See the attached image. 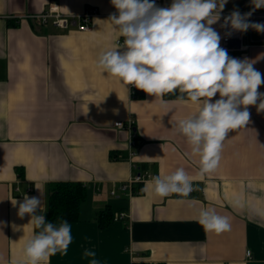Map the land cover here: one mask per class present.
Instances as JSON below:
<instances>
[{
	"label": "crops",
	"instance_id": "crops-1",
	"mask_svg": "<svg viewBox=\"0 0 264 264\" xmlns=\"http://www.w3.org/2000/svg\"><path fill=\"white\" fill-rule=\"evenodd\" d=\"M51 1L76 16L97 7L92 30L27 18ZM234 8L251 10V0H229L225 10ZM116 12L111 0H0V264H24L23 246L33 234L30 217L20 219L12 199L39 196V184L45 211L47 187L59 181L83 183L88 196L78 221L69 222L67 254L57 252L48 264H89L86 249L94 250L101 264H264V112L248 106L250 122L228 133L219 167L201 175L200 157L173 127L199 105L162 104L142 90L133 97L130 85L127 92L96 67L99 54L120 37L107 22ZM220 23L213 27L222 37ZM228 54L255 60L264 79V44ZM258 91L264 93V84ZM129 119L136 138L133 157L132 132L115 125ZM181 167L199 189L187 197L161 198L145 183ZM147 174L132 184L141 186V193L122 188ZM108 205L126 216L114 214L111 224L101 226L97 213ZM204 208L227 217L231 230L206 233L199 223ZM13 224L25 225L24 231L14 232Z\"/></svg>",
	"mask_w": 264,
	"mask_h": 264
},
{
	"label": "clouds",
	"instance_id": "clouds-1",
	"mask_svg": "<svg viewBox=\"0 0 264 264\" xmlns=\"http://www.w3.org/2000/svg\"><path fill=\"white\" fill-rule=\"evenodd\" d=\"M229 0H172L168 7H160L155 0H111L117 10L107 19L123 37V43L102 51L96 67L102 73L116 77L128 92V85L155 96L162 104H198L196 113L176 122L175 131L186 138L191 154L200 157L201 175L211 174L219 167L224 141L230 131L245 128L250 122L248 106L264 112V93L258 88L264 84L262 73L254 68L255 60L231 57L221 47V35L213 25L228 29L225 35L246 33L249 29L264 33V23L250 20L257 9L264 8V0H251L252 9L241 13L234 8L222 17ZM118 13V14H117ZM178 93V94H177ZM219 93V99L212 98ZM172 94L174 101L164 97ZM259 101V103H257ZM166 114V113H165ZM159 197L178 194L189 196L199 190L184 168L170 175H155L150 181ZM39 196L24 194L18 204L17 215L30 217L33 234L23 246L24 264H48L49 258L59 252L67 254L72 241L71 224L65 219L52 222L43 210V187L35 185ZM199 223L206 233L221 234L231 230L227 217L214 209L204 208ZM3 226V222H0ZM25 225H12L14 232L24 231ZM38 230V231H37ZM83 257L89 264H101L96 252L86 249ZM252 259V252H246ZM256 264V262H253Z\"/></svg>",
	"mask_w": 264,
	"mask_h": 264
},
{
	"label": "built area",
	"instance_id": "built-area-1",
	"mask_svg": "<svg viewBox=\"0 0 264 264\" xmlns=\"http://www.w3.org/2000/svg\"><path fill=\"white\" fill-rule=\"evenodd\" d=\"M151 2V0H150ZM172 0H155V3L160 7H168L171 4ZM232 10H225L222 13V17L228 15ZM242 14L249 12L251 10H239ZM99 14V10L95 6H88L85 11L81 15H70L64 13L61 10V7L57 1H51L48 3L47 7L44 8L40 13L28 15L27 18L36 20L41 25H53L57 28L61 29H69L76 28L80 31H90L92 30V23L94 18ZM26 18V17H25ZM222 20V19H221ZM251 21L264 23V8L257 9L253 12V15L250 17ZM223 22V20H222ZM228 29H223L222 34V46L227 49L228 52L233 51H241L245 52L251 45L256 43L264 44V33H257L256 31L249 29L246 33L235 32L231 37L225 35ZM255 33L258 37H255ZM124 38L119 37L116 40V43H123ZM131 87V96L135 97V95L139 92V89H136L133 85ZM115 125L119 128H128L132 132V138L130 141V155L133 157L135 155V146H136V138L134 133V120L129 119L126 122L117 121ZM151 174H147L146 176L139 175L134 179H131L130 182L123 184L122 188L124 190H129L131 193H141L142 189L135 191L132 184L134 182H142L145 178L150 177ZM114 193V191H112ZM125 212H118L115 214L116 219L125 218ZM132 264H138L133 262Z\"/></svg>",
	"mask_w": 264,
	"mask_h": 264
},
{
	"label": "trees",
	"instance_id": "trees-1",
	"mask_svg": "<svg viewBox=\"0 0 264 264\" xmlns=\"http://www.w3.org/2000/svg\"><path fill=\"white\" fill-rule=\"evenodd\" d=\"M10 24L17 25L18 23L10 21ZM138 95H140V92L135 96ZM164 98L176 99V96L169 94ZM134 189L137 191L142 189V187L139 186ZM87 196L88 189L81 182L59 181L49 184L46 196V219L52 222H57L58 219H65L68 222L78 221L80 205L86 200ZM114 214L115 212L111 206H106L97 213L99 224L101 226L111 224L114 219Z\"/></svg>",
	"mask_w": 264,
	"mask_h": 264
}]
</instances>
